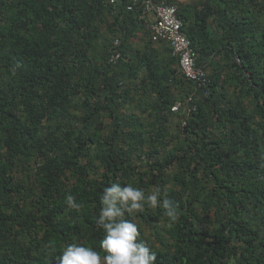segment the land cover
I'll return each instance as SVG.
<instances>
[{
    "label": "trees",
    "instance_id": "1",
    "mask_svg": "<svg viewBox=\"0 0 264 264\" xmlns=\"http://www.w3.org/2000/svg\"><path fill=\"white\" fill-rule=\"evenodd\" d=\"M127 1L0 0V264L103 254L99 195L117 180L179 203L171 227L160 208L134 218L155 264H264V0H167L208 95L166 45L133 48L148 32ZM189 94L197 111L174 113Z\"/></svg>",
    "mask_w": 264,
    "mask_h": 264
},
{
    "label": "clouds",
    "instance_id": "2",
    "mask_svg": "<svg viewBox=\"0 0 264 264\" xmlns=\"http://www.w3.org/2000/svg\"><path fill=\"white\" fill-rule=\"evenodd\" d=\"M159 46V45H157ZM67 206L76 211L82 204L72 195L65 197ZM97 226L103 230L100 251L80 243H70L57 257L58 264H155V252L139 240L140 232L134 218L146 208L163 209L166 224L171 227L180 219V206L159 187L149 194L131 183L122 185L118 180L111 182L99 195ZM130 217L126 219L125 217Z\"/></svg>",
    "mask_w": 264,
    "mask_h": 264
},
{
    "label": "built area",
    "instance_id": "3",
    "mask_svg": "<svg viewBox=\"0 0 264 264\" xmlns=\"http://www.w3.org/2000/svg\"><path fill=\"white\" fill-rule=\"evenodd\" d=\"M120 1L109 0V3L116 5ZM151 1L158 4H152ZM127 8L131 11L136 10L140 15L148 32L147 39L155 45H166L171 55L178 59L181 75L208 95L205 88L209 83V75L205 67L198 65V55L184 32L185 23L179 15L178 4L168 1L166 4V0H128ZM174 13L176 16L173 15ZM119 44L120 41L116 40L115 47ZM120 56L119 52H115L109 62L115 63ZM181 110H184L187 116L197 111L194 94H189L184 103L177 102L172 108L174 113Z\"/></svg>",
    "mask_w": 264,
    "mask_h": 264
},
{
    "label": "rangeland",
    "instance_id": "4",
    "mask_svg": "<svg viewBox=\"0 0 264 264\" xmlns=\"http://www.w3.org/2000/svg\"><path fill=\"white\" fill-rule=\"evenodd\" d=\"M177 1V0H176ZM179 3H180V1H178ZM184 4H187V3H184ZM188 5V4H187ZM139 37L140 38H137V39H134V41L132 42V46H133V48L135 49V50H140V49H142L145 45H146V43H148V39L143 35H139ZM155 45V44H154ZM155 46H157V45H155ZM193 168H194V165H193ZM172 169H175V168H172ZM171 169V170H172ZM139 170V168L137 167V171ZM175 170H177V169H175ZM19 171L21 172V174H20V177L23 179V177L25 176V171H23V169H19ZM172 172V171H171ZM170 172L168 171V174H169ZM202 173V172H201ZM202 175V174H201ZM27 179V178H26ZM207 184L209 185L210 184V187H212L213 185L211 184V183H208L207 182ZM170 186L172 187V185L170 184ZM169 187V186H168ZM153 188L154 187H152L151 188V190H150V192L153 190ZM199 209H200V207H199ZM198 209V210H199ZM203 213V212H202ZM213 218H214V216H212ZM137 224H138V226H141V228L142 229H144V230H146L147 231V234H148V237L150 236V230L149 229H147V228H144L145 226L143 225V224H140V222H139V220H137ZM161 225H165L163 222H161ZM215 226L216 225H214V224H202V225H200V227L201 228H203L204 230H205V232L206 233H212V231L214 230V228H215ZM167 227V226H166ZM151 241H152V248H157L158 250H163V247L157 242V239L155 238V236L153 237H150L149 238Z\"/></svg>",
    "mask_w": 264,
    "mask_h": 264
},
{
    "label": "water",
    "instance_id": "5",
    "mask_svg": "<svg viewBox=\"0 0 264 264\" xmlns=\"http://www.w3.org/2000/svg\"><path fill=\"white\" fill-rule=\"evenodd\" d=\"M177 1H180V3H182V4H184V3L192 4V2H191L190 0H177ZM151 2H152V1H151ZM152 4H158V3H153V2H152ZM166 4H167V0H166ZM171 7H172V6H171ZM176 12H178V11H176ZM176 12H175V13H176ZM175 13L173 14L174 16H176ZM181 20H183V19H181ZM181 20H180V21H181Z\"/></svg>",
    "mask_w": 264,
    "mask_h": 264
}]
</instances>
